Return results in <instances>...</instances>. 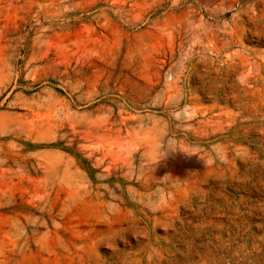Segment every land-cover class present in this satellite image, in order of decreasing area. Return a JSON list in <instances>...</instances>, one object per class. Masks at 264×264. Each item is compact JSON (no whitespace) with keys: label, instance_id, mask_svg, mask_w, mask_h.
<instances>
[{"label":"rangeland","instance_id":"374dc122","mask_svg":"<svg viewBox=\"0 0 264 264\" xmlns=\"http://www.w3.org/2000/svg\"><path fill=\"white\" fill-rule=\"evenodd\" d=\"M0 264H264V0H0Z\"/></svg>","mask_w":264,"mask_h":264}]
</instances>
